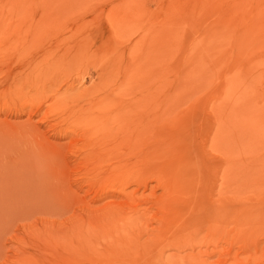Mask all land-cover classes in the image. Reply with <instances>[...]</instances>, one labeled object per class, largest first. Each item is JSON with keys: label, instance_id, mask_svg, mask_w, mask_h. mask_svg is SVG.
<instances>
[{"label": "rangeland", "instance_id": "obj_1", "mask_svg": "<svg viewBox=\"0 0 264 264\" xmlns=\"http://www.w3.org/2000/svg\"><path fill=\"white\" fill-rule=\"evenodd\" d=\"M42 53L54 64L39 90L3 84ZM118 102L139 107L124 108L136 116L116 177L111 163L79 177L86 135L69 124L77 147L53 143L72 158L71 204L17 210L1 195L0 264H264V0H0V129L32 118L51 135L90 104L119 125Z\"/></svg>", "mask_w": 264, "mask_h": 264}, {"label": "bare ground", "instance_id": "obj_2", "mask_svg": "<svg viewBox=\"0 0 264 264\" xmlns=\"http://www.w3.org/2000/svg\"><path fill=\"white\" fill-rule=\"evenodd\" d=\"M45 59H47V57ZM28 60L29 61H25V60L19 61V63L16 65V67H14L12 70H10L11 72L8 73L5 80L3 81V84H7V86L11 85L10 88H15L17 91H23V89H25V90L29 89L30 90L29 93L25 96H29V94H32V92H35V90L40 89V87H39L40 81L44 77V73H45L46 69L48 67H50L49 65L52 63L49 60H47V63H45L43 53H42L41 57H39L38 59H36V58L32 59L31 58ZM49 62H50V64H49ZM53 64H51V65H53ZM36 93H37L36 97H39L38 99L44 98L47 100L46 102H49L48 99H50V97H48L46 95L47 94L46 92L42 93L40 91H36ZM54 98L57 99V96H54ZM99 98H101V97H98V100H99ZM28 101H31V102H28L30 104L32 102L35 103V99L29 98ZM36 101H37V99H36ZM103 101L104 100L102 99V101L100 103H102ZM131 101H133V100H131ZM57 102H58V100H57ZM57 102H54V103L56 104ZM128 102L129 101L125 102L126 105H128ZM139 102H140L139 106H141L140 107V109H141L142 104H141V101H139ZM121 103L122 102L119 103L120 106H117L116 111L118 114L115 113L117 116H119V117L121 116L123 118V120H121L119 122L120 123L119 125H117L118 122L114 123L111 121L112 119H110V118H109L110 120L107 119L103 115L104 113L103 114L100 113L101 119L99 118V115H98V117L95 116L92 111L96 107L94 106L95 107L94 108L91 104L90 105L92 106L93 110L91 109L90 105L88 106L89 109L88 108L84 109L83 107L78 108L75 105V107L77 108L76 110L73 109V108H75L74 106L73 107L69 106L70 108H68V106L65 105L69 109L68 114L66 116H64L61 119V121L58 122L57 124L50 125V127L47 126L49 129L53 128V132L51 131V129L49 130V131H51V133H53L51 135L50 134L48 135L47 133H44V132H40L37 125L35 123H33L32 118L27 119V122H25V124H23V125L21 124L20 127L18 126V124L14 126V125H11L8 123H4L2 125V128L0 129V131L2 132V135H3L2 136L3 141L1 140V142H0L1 143V145H0V196L5 195L7 197V199H10V200H7L10 203V207L12 206L14 209H17V210H19L21 208L23 209L25 206L29 205V203L27 201L28 197H30V200L32 199V202L36 203L37 206L38 205H42L44 207L47 206V208L49 207V210L58 209V208H66V207H68L69 204H71V200L69 199V197L71 196L70 190L72 191V189L69 187L68 180H69L70 168L72 165L70 160H72V158H69L66 155L67 154L66 153V150H67L66 146L55 145L53 143V140H63V139L72 138V145L76 146L75 141H74V137H75V135H78V136H80V135L75 134L74 132H72L70 130V128H67V126L69 124L72 125V123L77 125L76 128H78V129H75V130H78V131H76V132L81 131V134L83 133V135H86V136H83V137H86V139L83 140L84 141L83 147L78 149L79 152L83 151V153L78 156L77 160H79V162L83 165L82 168H85L79 172V174H78L79 177L83 178L82 176H85V177H88L90 180L91 175L94 174V176H95L96 171L94 169L97 168V167L95 168V166L98 165V167L99 166L102 167L101 164H103V163H111L112 165H110V167H107L106 169L102 170L101 173L102 174L104 173V175L105 174L106 175H112V173H113L112 176L116 177L115 176L117 173L116 171H119V169H118V167H113V166H115V164L119 165V162H121L122 159L126 157V153L123 152V149H122V139L124 137L125 132L131 131V129L133 127L132 120L135 119V116H136V115L134 116L129 110H128V112H125L128 108L130 109V107H133L134 104L136 105V103H133V105H130V107L129 106L127 107L124 102H123L124 104H121ZM51 104H53V103H51ZM58 104H60V103L58 102ZM58 104H56V105H58ZM129 104H131V103H129ZM99 105H101V104H99ZM52 106H49V107H52ZM102 106H103V103H102ZM137 106L138 105H136V107H134V108L138 109ZM103 108H105L106 110L107 109L109 110L110 106L109 105L107 106V104H106L105 106H103ZM124 108H125V111H124ZM98 110L100 111V109H98ZM106 110H105V112H106ZM42 111H43V109L41 107V109L39 110V113H41ZM112 114L110 117H112ZM115 114H114V117H117V116H115ZM135 114H136V112H135ZM137 115L138 116L136 118H138L137 119L138 122L136 124H134L132 134L130 135V139L133 138V141H134V138H139L140 136H142V133H145V131L147 130L146 128L144 129V127H142L143 115L141 114V112L137 113ZM126 118H127V120H126ZM228 119L229 118H227V120ZM45 120H48V119L45 118ZM45 120H43V121H45ZM223 120H224V122L225 121L227 122L226 118H224V119L222 118L220 124L224 123ZM229 120H228V122H229ZM231 122H232V120H230V122H229L230 125L227 123L229 125V126L228 125L227 126L232 129V135H233V134H236L234 131L237 130V127L233 126V124H235V123L232 124V126H233L232 127ZM48 123L50 124V122H48ZM116 125H117V127L119 126V128H117ZM72 126H69V127H71V129H72ZM224 126H226V123ZM219 127L222 129L223 125H219ZM220 128H218L219 129L218 131H220ZM233 129H234V131H233ZM67 130H70V131H67ZM135 130H137V131L134 132ZM223 131H224V129H223ZM225 131H226V129H225ZM227 131L230 132V130H227ZM219 133H222V131L218 132V134L216 133L217 135H215V137L216 136L218 137ZM226 133L227 132H223V134H226ZM228 133L226 135V138H227V136H229ZM223 134H220V136L221 135L224 136ZM229 134L231 135V132ZM231 136H229V137L232 138L233 136L232 137ZM235 137H236V135L233 138H235ZM221 138L223 139V137H221ZM226 138H225V140H227ZM140 139H142V138H140ZM140 139L137 142V150H136V151H139L138 152L139 154L137 153L140 157V160L137 162L139 164L143 163V157H142L143 153H140V149L142 148L143 143L140 141ZM217 139L219 140V138H217ZM217 139H216V141H217ZM220 140H219L218 144L219 143H221V144H219V145H222V143L225 144L224 142H220ZM228 140H230V139H228ZM216 141H215V143H216ZM80 146H82V145H80ZM135 146H136V144H135ZM131 147H133V146H131ZM129 150H132V149L130 148ZM129 154H131V153H129ZM130 159L133 160V158H130ZM130 159H129V161H130ZM121 165H122V163H121ZM119 168H121V167L119 166ZM93 171H94V173H93ZM99 171H101L100 168H99ZM114 172H116V173H114ZM97 173H99V172H97ZM94 176H93V178H94ZM112 176H110V178ZM119 176L120 175H118V177ZM96 177H97V175H96ZM114 177L112 179H114ZM110 178H108V179L110 180ZM119 178H122V181H127L128 180L127 178H129V177H128V175L127 176L125 175V177L123 175L122 177H119ZM233 192H234V190H233ZM168 194H170V193L168 192ZM21 198H23V199H21ZM24 199H27V200H24ZM31 208H34V210H35V207H33L32 205H31ZM39 208H41V207L39 206ZM114 208H116V207H113V209ZM119 209L117 211H119ZM116 210L114 209V213H116L115 212ZM111 214H113V213H111ZM136 214L138 215V213H136ZM113 215H115V214H113ZM113 215H111V217ZM221 216H223V215H221ZM217 218H219V216ZM130 219L128 218V220H130ZM134 220L133 219L131 220L132 224H133ZM131 221H129V222H131ZM217 221H218V219H217ZM206 230L207 229H205V231ZM208 231L209 230H207V232ZM196 237H198V236H196ZM147 242L151 243L150 240ZM149 243H147V244L149 245ZM141 244H143V243H141ZM147 244L145 243V245H147Z\"/></svg>", "mask_w": 264, "mask_h": 264}]
</instances>
